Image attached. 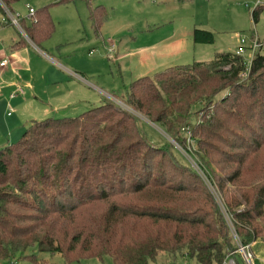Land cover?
I'll return each mask as SVG.
<instances>
[{
  "label": "trees",
  "instance_id": "trees-1",
  "mask_svg": "<svg viewBox=\"0 0 264 264\" xmlns=\"http://www.w3.org/2000/svg\"><path fill=\"white\" fill-rule=\"evenodd\" d=\"M17 1L0 0L12 13ZM263 8L258 3L254 9L255 23ZM107 14L104 4L91 7L96 29ZM19 25L26 38L12 48L26 39L40 47L54 31L49 5L34 10L29 24L22 18ZM193 39L213 44L216 37L196 27ZM263 48L264 43L249 67L237 52H222L211 61L141 76L124 101L176 141L186 143L182 131L189 130L206 164L214 161L225 170L216 180L236 232L249 247L264 240ZM153 143L139 117L114 101L75 117L32 121L16 142L0 147V261H39L25 254L36 246L38 252L60 253L65 264L105 256L114 264H155L161 253L183 257L184 250L200 264H225L237 248L217 204L203 188L193 187L201 183L196 171ZM157 155L167 161L158 162ZM143 194L145 203L126 200ZM201 196L211 201L210 212L199 203ZM104 204V212L96 211ZM89 209V222H79Z\"/></svg>",
  "mask_w": 264,
  "mask_h": 264
},
{
  "label": "rangeland",
  "instance_id": "rangeland-1",
  "mask_svg": "<svg viewBox=\"0 0 264 264\" xmlns=\"http://www.w3.org/2000/svg\"><path fill=\"white\" fill-rule=\"evenodd\" d=\"M61 1L18 0L12 5L13 13L23 18V24H29L27 5L34 10L49 5L54 23L52 35L40 44L43 52L26 43L28 46L20 52L16 65L17 60H9L10 45L25 35L20 25L18 28L13 24L2 23L10 19L0 2L3 11L0 13V62L6 60L9 70L3 72L0 68V90L10 85L12 90L16 85L23 89V93L12 100L9 94L0 91V131H4L7 124L20 125L6 142H16L32 121L48 117H75L106 101H114L119 107L139 117L141 129L155 146L168 149L177 163L196 171L201 183L193 187L203 188L205 194L215 201L230 229L232 244L238 248L242 241L236 236L225 191L216 180L217 177H224L225 170L214 161L206 164L189 130L182 131L186 143L176 141L148 116L133 111L124 101L127 100L131 83L141 76H153L170 66L211 61L222 52L236 53L240 37H247L250 43L254 30L264 42V8L258 22L255 23L252 17L258 3L264 6V0ZM98 4H104L108 13L100 29H96L90 19L91 7ZM196 27L213 31L215 42L196 44L192 37ZM262 52L264 54V48ZM44 54H48V58ZM252 55L251 52L244 55L247 66H250ZM107 93L112 96L107 97ZM28 95L30 101H24ZM8 105L12 107V116L9 118L6 116ZM197 120V115L193 114L191 123L195 124ZM23 124L27 125L23 127ZM157 161L167 160L165 156L157 155ZM260 161L264 162V151L260 153ZM171 176L174 178L173 173ZM227 188L233 189V186L228 185ZM130 199L137 203L147 202L145 194L126 198L127 201ZM199 203L204 204L209 212L212 210L211 201L204 196L199 197ZM106 207V204L99 205L96 211L104 212ZM89 218L90 209L81 215L79 222L88 223ZM247 251L251 263L238 250L234 254L231 252L228 260L235 258L238 264H253V254L249 249ZM25 254L49 257L46 253L38 252L36 246L28 247ZM184 254L183 257L180 254L174 257L161 253L155 264H200L188 257L185 250ZM52 260L64 262L59 253ZM83 261L86 264H114L109 256L102 260L92 258Z\"/></svg>",
  "mask_w": 264,
  "mask_h": 264
},
{
  "label": "crops",
  "instance_id": "crops-1",
  "mask_svg": "<svg viewBox=\"0 0 264 264\" xmlns=\"http://www.w3.org/2000/svg\"><path fill=\"white\" fill-rule=\"evenodd\" d=\"M8 25V24H7ZM18 27V26H17ZM19 28V27H18ZM195 29V28H194ZM21 32H23V31H21ZM193 32H194V30H193ZM253 33L255 34V35H257L258 37H259V35L257 34V32H256V30H254L253 31ZM23 34V33H22ZM23 36H24V34H23ZM192 37H193V33H192ZM26 38V37H25ZM259 39H260V37H259ZM19 40H20V38L17 40V41H13L12 42V44L10 45V51H11V53H9V60H10V62H15L16 60V62H15V65L17 64V62H18V58H19V54H20V52H22V50H24L28 45H26V44H24L22 47H20V48H17V49H13L12 48V45L14 44V43H17V42H19ZM26 41V43L28 44H31L32 46H33V48L35 49H39V51H41V52H43V48H42V46L40 45V47H38V46H36L35 44H33L31 41H29L28 39H26L25 40ZM193 41H194V39H193ZM260 41H262L261 39H260ZM195 42V41H194ZM263 42V41H262ZM264 43V42H263ZM197 44V43H196ZM238 45H239V40H238ZM181 52H183V50H181ZM177 53H179V52H177ZM47 58H48V54H44ZM50 60H53L52 58H49ZM0 68H1V71H3V72H8L9 70H8V63L6 62V64L4 65V66H0ZM9 69H10V67H9ZM12 88V86L10 85V86H5V87H1V90L0 91H5L6 92V94H9V99H13V98H10V92H11V89ZM107 95V97H109V96H112V94H109V93H107L106 94ZM31 97H35V95H31ZM38 98V97H37ZM18 99V98H17ZM39 99V98H38ZM24 101H30V99H29V95L28 96H26V98H24L23 99ZM6 116H8V118L9 117H11L12 115H10V114H6ZM13 123V122H12ZM31 123V122H30ZM27 124H23V127H25ZM19 126L20 125H12V124H7L6 126H4V128H5V130L4 131H0V147H2V146H4V145H7V144H10V142L9 143H7L6 141H9L10 139H11V137H13V135L16 133V131H17V129L19 128ZM27 127V126H26ZM6 142V143H5ZM249 250H250V252H252V254H253V258H252V263L253 264H264V240H262V239H257L256 241H254L252 244H251V246L249 247ZM43 254H45V253H43ZM46 254H48V256L49 257H43V256H38V255H36L37 257H38V259H40L39 261H32V260H30V259H28V258H17V257H15V258H13V259H10V260H7V259H4V260H1L0 261V264H51V263H56V262H53V260H52V258L54 257V255H56V254H54V255H51V254H49V253H46ZM60 254V253H59ZM240 254H242V256L244 257V258H247V256H246V254H244V253H242V252H240ZM26 255H30V254H26ZM242 257V258H243ZM247 260H248V258H247ZM249 261V260H248ZM100 262H102V261H100ZM104 263H106V261L104 262ZM249 263H251L250 261H249ZM56 264H65V262H63V263H56ZM72 264H86L85 263V261H83V262H74V263H72Z\"/></svg>",
  "mask_w": 264,
  "mask_h": 264
},
{
  "label": "built area",
  "instance_id": "built-area-1",
  "mask_svg": "<svg viewBox=\"0 0 264 264\" xmlns=\"http://www.w3.org/2000/svg\"><path fill=\"white\" fill-rule=\"evenodd\" d=\"M27 7V19L31 18V16L34 14V9L31 8L29 5L26 6ZM6 13H7V16L9 17V23L13 24V25H16L20 28L19 26V20L21 19V17L19 15H17L16 13H12L10 11H8L6 9ZM3 24L6 23L5 22H2ZM263 45V42L260 41L259 37L257 35H253L251 37V40H250V43L248 42V39L247 37H240V41H239V45H238V49H237V53L239 55H242L244 57V55L248 52H251L253 55H252V58H251V61L254 57V55L256 54V51L259 47H261ZM245 58V57H244ZM6 60H2L0 62V66H4L6 64ZM251 63V62H250ZM249 67V66H248ZM20 93H23V89L21 86L19 85H16V88H14L11 92H10V97L13 98L15 96H17L18 94ZM9 107V112L8 114H10V111L12 110V107L10 105H8ZM199 170V169H198ZM200 171V170H199ZM237 237H239L238 234H236ZM249 249V246H245L243 245L242 243L239 245V247L237 248L238 251L246 254L247 256V253H248V250ZM248 258V257H247ZM225 264H238L237 260L235 258L231 259V260H227L225 262Z\"/></svg>",
  "mask_w": 264,
  "mask_h": 264
}]
</instances>
